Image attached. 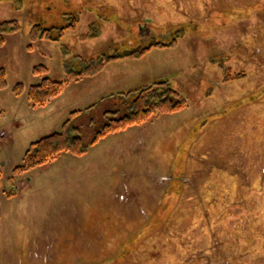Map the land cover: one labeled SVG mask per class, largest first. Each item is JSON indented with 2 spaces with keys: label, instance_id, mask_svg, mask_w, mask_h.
Returning a JSON list of instances; mask_svg holds the SVG:
<instances>
[{
  "label": "rangeland",
  "instance_id": "1",
  "mask_svg": "<svg viewBox=\"0 0 264 264\" xmlns=\"http://www.w3.org/2000/svg\"><path fill=\"white\" fill-rule=\"evenodd\" d=\"M7 20L21 29L0 46V264H264V0H0ZM149 46L28 99L37 65L64 80ZM165 79L182 109L14 171L71 111L92 106L75 121L90 130Z\"/></svg>",
  "mask_w": 264,
  "mask_h": 264
},
{
  "label": "trees",
  "instance_id": "2",
  "mask_svg": "<svg viewBox=\"0 0 264 264\" xmlns=\"http://www.w3.org/2000/svg\"><path fill=\"white\" fill-rule=\"evenodd\" d=\"M73 26V24L71 25ZM41 24L34 25L31 31V37H43V31L48 29L40 28ZM57 27V26H54ZM21 29L20 24L16 20H7L0 22V46L5 43V35L15 33ZM38 31V32H37ZM50 34V33H49ZM149 47L137 48L135 50H127L114 56L103 54L96 58L84 61L80 69L68 70L67 78L58 80L45 75L48 68L43 65L34 67V73L42 75V81L37 84L30 85L28 89V99L33 105H45L53 98L59 96L65 86L72 81H79L85 77H91L99 73L106 61L110 58L124 57H140ZM7 85L5 71L0 68V88ZM24 90L23 83H17L13 91L21 94ZM126 96L130 102L127 103V110L107 109L103 112L105 122L102 125L91 128V132L86 126H78L75 124L76 119L82 115L88 114L93 109L92 106L84 110H73L70 117L63 123L60 131H54L32 142L27 149L23 162L17 165L15 172L20 173L37 166H45L59 155L69 152L75 155L82 154L90 144L96 143L101 137L108 133L124 130L132 125H139L149 120L153 115L175 112L185 106V100L181 97L168 80H159L152 85L144 86L129 92L119 94V97ZM133 95V96H132ZM1 116V112H0ZM91 122L90 124H92ZM91 126V125H90ZM87 129H86V128ZM91 133V138L86 140L85 135ZM172 179L175 178L169 175ZM171 179V181H173Z\"/></svg>",
  "mask_w": 264,
  "mask_h": 264
},
{
  "label": "built area",
  "instance_id": "3",
  "mask_svg": "<svg viewBox=\"0 0 264 264\" xmlns=\"http://www.w3.org/2000/svg\"><path fill=\"white\" fill-rule=\"evenodd\" d=\"M1 135H5V132H4V131H2V132H1Z\"/></svg>",
  "mask_w": 264,
  "mask_h": 264
}]
</instances>
